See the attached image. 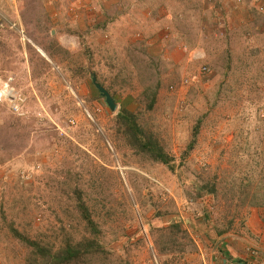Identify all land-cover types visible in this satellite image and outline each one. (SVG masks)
Wrapping results in <instances>:
<instances>
[{"label": "rangeland", "instance_id": "374dc122", "mask_svg": "<svg viewBox=\"0 0 264 264\" xmlns=\"http://www.w3.org/2000/svg\"><path fill=\"white\" fill-rule=\"evenodd\" d=\"M10 78L24 101L0 102V264H30L12 227L54 249L63 228L89 237L77 192L108 252L88 264H264V0H0ZM122 110L176 171L137 154Z\"/></svg>", "mask_w": 264, "mask_h": 264}, {"label": "trees", "instance_id": "16d2710c", "mask_svg": "<svg viewBox=\"0 0 264 264\" xmlns=\"http://www.w3.org/2000/svg\"><path fill=\"white\" fill-rule=\"evenodd\" d=\"M159 90V83L156 86H148L144 90L142 95L147 100V109H154L158 100ZM116 123L119 131L123 133L124 139L137 150L138 155L149 157L150 160L164 164L172 171H176L177 166L175 165L174 158L166 153L158 134H154L153 131L147 130L142 126L138 113L122 110L116 118ZM193 146L194 145L190 146V149H192ZM206 189L207 188L202 187V191ZM205 193L211 194L208 190ZM76 195L77 211L82 216L83 223L86 226L85 231L90 234L89 237L86 236L76 241L72 239L73 236L67 234V232H65L66 229L63 228L64 235H66L63 241L64 243L60 245L59 248L54 249V246L52 247L50 244L44 245L42 241H33L28 238L27 235L21 233L17 228L10 227L16 238L31 247L30 264H88L91 259L100 256H105V260L107 259L108 252L104 249L99 239L101 229H99L98 223L93 218V214L83 200V195H80L79 192H77ZM260 205H264V202H260ZM228 259L235 264H248L247 261L232 260L231 257Z\"/></svg>", "mask_w": 264, "mask_h": 264}, {"label": "built area", "instance_id": "2783aa9c", "mask_svg": "<svg viewBox=\"0 0 264 264\" xmlns=\"http://www.w3.org/2000/svg\"><path fill=\"white\" fill-rule=\"evenodd\" d=\"M196 78L197 77L194 76V80ZM13 82V78H10L0 85V102H8L15 112H18L24 100L22 95L15 88Z\"/></svg>", "mask_w": 264, "mask_h": 264}, {"label": "water", "instance_id": "95a60500", "mask_svg": "<svg viewBox=\"0 0 264 264\" xmlns=\"http://www.w3.org/2000/svg\"><path fill=\"white\" fill-rule=\"evenodd\" d=\"M89 71H90V75H91L92 82H93L94 86L100 92V95L103 98H105L106 103H107L108 107L110 108V110L113 113L116 112L118 109V106H119L116 99L112 96V94L104 86H102L99 83L96 73L93 72L92 69H89Z\"/></svg>", "mask_w": 264, "mask_h": 264}, {"label": "crops", "instance_id": "0c3cea01", "mask_svg": "<svg viewBox=\"0 0 264 264\" xmlns=\"http://www.w3.org/2000/svg\"><path fill=\"white\" fill-rule=\"evenodd\" d=\"M263 255H264V254H263ZM263 255H262V256H263ZM263 257H264V256H263Z\"/></svg>", "mask_w": 264, "mask_h": 264}]
</instances>
